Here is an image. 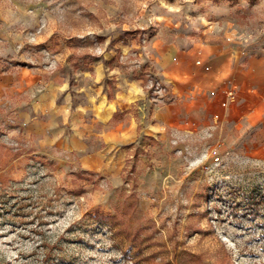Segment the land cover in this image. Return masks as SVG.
Segmentation results:
<instances>
[{"label": "rangeland", "instance_id": "rangeland-1", "mask_svg": "<svg viewBox=\"0 0 264 264\" xmlns=\"http://www.w3.org/2000/svg\"><path fill=\"white\" fill-rule=\"evenodd\" d=\"M209 43L264 49V0H0V264H264L258 125L152 116Z\"/></svg>", "mask_w": 264, "mask_h": 264}, {"label": "crops", "instance_id": "crops-1", "mask_svg": "<svg viewBox=\"0 0 264 264\" xmlns=\"http://www.w3.org/2000/svg\"><path fill=\"white\" fill-rule=\"evenodd\" d=\"M191 51V55L185 57L176 46H168L158 55V73L162 79L175 83L177 99L154 108L152 116L155 121L183 125L188 123L185 118L189 114L203 121L207 115L218 112L220 120L226 118L229 124L258 125V146L264 148V49L236 50L209 43L196 45ZM196 57L208 64L210 69L205 71L201 65L195 64ZM226 76L234 80L237 98L223 105L225 97L221 89ZM143 98L137 82L127 83L113 92L110 98L106 93L100 97V115L109 118L117 110L132 108L135 101ZM130 117L129 111L126 112L124 123L127 132H132ZM113 128L114 132H120L118 124Z\"/></svg>", "mask_w": 264, "mask_h": 264}, {"label": "built area", "instance_id": "built-area-1", "mask_svg": "<svg viewBox=\"0 0 264 264\" xmlns=\"http://www.w3.org/2000/svg\"><path fill=\"white\" fill-rule=\"evenodd\" d=\"M195 63L198 65H201L204 70L209 69V65L203 63L200 59H196ZM225 83V86L222 89V92L224 94L225 99L222 101V104L225 105L229 101H232L236 97V85L233 84V82L230 81V79H227ZM217 117V115H215Z\"/></svg>", "mask_w": 264, "mask_h": 264}]
</instances>
